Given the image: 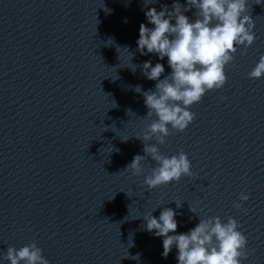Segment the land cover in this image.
Wrapping results in <instances>:
<instances>
[{
    "label": "water",
    "instance_id": "1",
    "mask_svg": "<svg viewBox=\"0 0 264 264\" xmlns=\"http://www.w3.org/2000/svg\"><path fill=\"white\" fill-rule=\"evenodd\" d=\"M247 2L252 44L237 48L225 84L190 106L191 123L158 145L186 153L191 175L149 190L150 158L141 174L124 171L154 118H143L141 93L155 81L140 64L157 57L135 42L141 22L151 27L146 7L172 0H0V253L35 242L48 264H176L140 216L168 207L177 233L198 217H233L247 238L243 264H264V75H247L264 54V0Z\"/></svg>",
    "mask_w": 264,
    "mask_h": 264
},
{
    "label": "clouds",
    "instance_id": "2",
    "mask_svg": "<svg viewBox=\"0 0 264 264\" xmlns=\"http://www.w3.org/2000/svg\"><path fill=\"white\" fill-rule=\"evenodd\" d=\"M154 3L156 0H143L144 6ZM248 8L247 0H184L183 5L179 0H172L170 6L161 4L159 11L155 7H146L143 11L151 27L141 22L135 43L141 55L157 57L155 64L151 59L140 64L142 75L155 81L153 89L141 93L147 109L143 118H154L135 135L142 142L143 155H134L124 171L139 175L143 172L141 161L150 158L155 166L143 177L147 189L191 175L186 153L178 150L174 155H164L158 145L165 143L170 130L181 132L191 123L194 113L190 106L208 91L220 89L226 80L224 68L234 59L237 48L243 55L252 44L254 22ZM190 9H195L191 19L184 14ZM124 49L126 51L127 46ZM165 58L169 72L160 78L165 67L159 61ZM247 75L250 79L264 75V54ZM134 91L140 93L141 87L136 85ZM247 200L248 195L241 191L232 206L239 210ZM174 202L179 209L181 202ZM155 209L140 216L144 230L161 238L162 257L166 258L174 247L176 264H243L247 238L239 231L233 217L225 221L218 216L198 217L194 227L177 233L175 216L179 213L164 207L153 216ZM189 211L196 214L195 209L189 207ZM41 253L35 242L19 248L7 246L0 253V264L4 261L8 264H48Z\"/></svg>",
    "mask_w": 264,
    "mask_h": 264
},
{
    "label": "snow or ice",
    "instance_id": "3",
    "mask_svg": "<svg viewBox=\"0 0 264 264\" xmlns=\"http://www.w3.org/2000/svg\"><path fill=\"white\" fill-rule=\"evenodd\" d=\"M242 55V54H241ZM244 55V54H243ZM225 76H226V74H225ZM225 82H226V80H225Z\"/></svg>",
    "mask_w": 264,
    "mask_h": 264
}]
</instances>
